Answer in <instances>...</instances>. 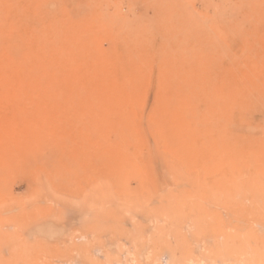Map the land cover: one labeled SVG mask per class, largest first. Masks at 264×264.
I'll list each match as a JSON object with an SVG mask.
<instances>
[{
    "label": "rangeland",
    "instance_id": "1",
    "mask_svg": "<svg viewBox=\"0 0 264 264\" xmlns=\"http://www.w3.org/2000/svg\"><path fill=\"white\" fill-rule=\"evenodd\" d=\"M31 3L0 0V70L50 66L0 80V264H264V0Z\"/></svg>",
    "mask_w": 264,
    "mask_h": 264
},
{
    "label": "bare ground",
    "instance_id": "2",
    "mask_svg": "<svg viewBox=\"0 0 264 264\" xmlns=\"http://www.w3.org/2000/svg\"><path fill=\"white\" fill-rule=\"evenodd\" d=\"M41 1V0H40ZM33 2V1H32ZM38 2H39V0H38ZM36 0H35V4L36 3H38ZM44 2L45 1H43V4H44ZM32 3H31V0H30V5H31ZM35 4H33L34 6H35ZM38 5H39V3H38ZM32 6V5H31ZM37 6V5H36ZM36 6H35V8H36ZM41 7H42V5H40ZM39 6V8H41ZM41 10V9H40ZM40 10H38L39 12V15H37V16H40ZM44 10H46V9H44ZM34 11V10H33ZM35 13V12H34ZM46 13V12H45ZM50 14V13H49ZM49 14H47L46 13V15L45 14H43V12H42V16H40L38 19H39V22L41 23L42 22V18H43V22H42V24H44L45 26L44 27H41V26H39V28L41 29V33H43V34H45V35H49L50 36V15ZM34 16V15H33ZM46 16V17H45ZM3 17V16H2ZM2 17H0V19L1 20H3L4 21V19L2 18ZM32 18H34V17H32ZM35 18H36V15H35ZM33 20V19H32ZM4 23V22H3ZM10 24V23H9ZM8 24V25H9ZM7 25V23H6V27L8 26ZM11 27L12 28H15V27H13V23H11ZM3 26H4V24H3ZM27 26H30V25H27ZM31 27V26H30ZM29 27V28H30ZM32 27H34V26H32ZM3 28V27H2ZM46 30H45V29ZM6 29V28H5ZM0 30H2L3 31V29H0ZM11 30H13V29H11ZM2 31H1V33H2ZM32 31V32H31ZM30 32L31 33H33V34H36L37 35V31H33V30H31ZM5 32H6V30H5ZM7 34V33H6ZM35 37V42H34V44H35V47H37V48H41L42 49V55L43 56H46L47 58L48 57H50V45H48L47 47H45L43 44H42V40H41V37L40 36H34ZM33 37V38H34ZM7 50V49H6ZM9 52V51H8ZM12 52V51H11ZM10 52V53H11ZM12 56V55H11ZM15 60V59H14ZM15 62L17 63V65L16 66H4V67H2L1 68V70H0V80H9L10 78H8L7 79V77H8V75H9V73L8 72H10L11 70H10V67L15 71V70H24V71H26L27 72V74L24 76V78H23V80H32V78H33V80H48V74H50V66L49 65H43L44 63H36L35 65H33L32 67H27V65H26V63H24V62H22V61H20V60H15ZM15 63V64H16ZM18 63H21V64H18ZM6 78V79H5ZM50 78V77H49ZM29 83H30V81H29ZM29 83H25V85L24 86H22V89H25V91H27V90H30V89H32V84L30 85ZM138 103V102H137Z\"/></svg>",
    "mask_w": 264,
    "mask_h": 264
}]
</instances>
